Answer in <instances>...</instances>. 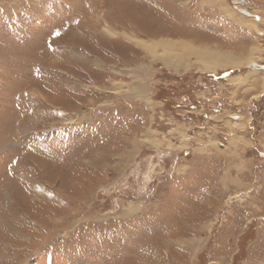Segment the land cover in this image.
Listing matches in <instances>:
<instances>
[{
  "label": "rangeland",
  "instance_id": "obj_1",
  "mask_svg": "<svg viewBox=\"0 0 264 264\" xmlns=\"http://www.w3.org/2000/svg\"><path fill=\"white\" fill-rule=\"evenodd\" d=\"M174 1L0 0V264H264V41Z\"/></svg>",
  "mask_w": 264,
  "mask_h": 264
},
{
  "label": "bare ground",
  "instance_id": "obj_2",
  "mask_svg": "<svg viewBox=\"0 0 264 264\" xmlns=\"http://www.w3.org/2000/svg\"><path fill=\"white\" fill-rule=\"evenodd\" d=\"M223 1L224 0H209L208 3L211 4L212 6H214L215 8L217 7L219 10L224 12L226 15L230 16L231 19H235L236 20L237 19V17H236L237 15L235 16L236 13L230 7L224 5ZM204 2H206V1H204ZM124 36L129 38V39H132L136 44H138L141 47L144 46V48H146V49H147V47L149 48V46L146 47L143 44V42L135 39L134 36H132L131 34H124ZM161 45H163V48L165 50H167L168 47L172 46L170 43H166V42H162V41L160 43H158V46H161ZM183 49L185 50V48H183ZM203 51L204 52H202V51H198L197 52L196 51V53H194V54L197 56L198 62H200L202 65H204V67L206 68V70L208 72H211V71H212V73L217 72L218 68H220V69L235 68L236 69V68H239L241 66V64H239V62H236L237 60L234 59V57H232V55L230 53H227V52H217L216 53V52H212V51L209 52L208 49H203ZM187 53H189V52H187ZM173 54L170 53V51L169 52L166 51L164 53L165 59L164 58L163 59H164L165 63L167 64V66L169 65V66L173 67V69L179 70L180 68H182L180 66L184 65L183 63L186 61V59L184 57L180 56L177 53L174 54V55ZM241 57H242L243 60L248 61V63L251 62L250 59L249 60L247 59L248 56L246 57V55L244 56L242 54ZM159 58H161V57H159ZM185 65H186V63H185ZM137 91H139V90H137Z\"/></svg>",
  "mask_w": 264,
  "mask_h": 264
},
{
  "label": "flooded vegetation",
  "instance_id": "obj_3",
  "mask_svg": "<svg viewBox=\"0 0 264 264\" xmlns=\"http://www.w3.org/2000/svg\"><path fill=\"white\" fill-rule=\"evenodd\" d=\"M227 1H229V3L233 2L236 11H238L241 14L244 20L251 21L256 25V27L252 29L251 34H254L257 38L259 37L260 40L264 41V29L260 30L259 28V25L264 24V0H227ZM193 5L195 6V4ZM196 8L199 7L196 6ZM199 10L203 12V14L206 16V19L210 18L207 16L208 13H210L212 16V12L209 10L206 9H202V10L199 9ZM254 10L256 11L254 12ZM202 12H200V15H202ZM206 29H208V27ZM243 34L245 35V33ZM251 65H254V63H251Z\"/></svg>",
  "mask_w": 264,
  "mask_h": 264
},
{
  "label": "crops",
  "instance_id": "obj_4",
  "mask_svg": "<svg viewBox=\"0 0 264 264\" xmlns=\"http://www.w3.org/2000/svg\"><path fill=\"white\" fill-rule=\"evenodd\" d=\"M179 1L180 0H175L174 2H175V4H178L179 3ZM192 4V3H191ZM191 4H190V7H189V9H193V7L191 6ZM193 5V4H192ZM203 31H206V32H208V33H211L212 34V36H214L215 35V33L213 32L214 30L212 29V30H209V29H206V28H204L203 29Z\"/></svg>",
  "mask_w": 264,
  "mask_h": 264
},
{
  "label": "snow or ice",
  "instance_id": "obj_5",
  "mask_svg": "<svg viewBox=\"0 0 264 264\" xmlns=\"http://www.w3.org/2000/svg\"><path fill=\"white\" fill-rule=\"evenodd\" d=\"M56 36H59V32L55 33Z\"/></svg>",
  "mask_w": 264,
  "mask_h": 264
}]
</instances>
